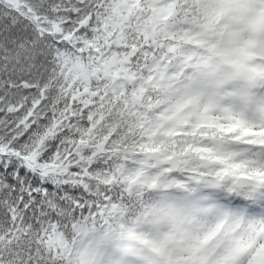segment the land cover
Wrapping results in <instances>:
<instances>
[{"label":"snow or ice","instance_id":"6c2138e0","mask_svg":"<svg viewBox=\"0 0 264 264\" xmlns=\"http://www.w3.org/2000/svg\"><path fill=\"white\" fill-rule=\"evenodd\" d=\"M0 264H264V0H0Z\"/></svg>","mask_w":264,"mask_h":264}]
</instances>
